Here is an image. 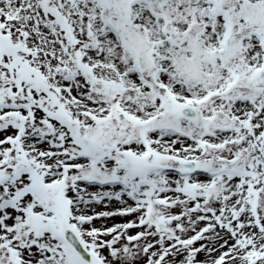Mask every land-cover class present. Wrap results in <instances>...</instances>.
<instances>
[{
  "label": "snow or ice",
  "instance_id": "1",
  "mask_svg": "<svg viewBox=\"0 0 264 264\" xmlns=\"http://www.w3.org/2000/svg\"><path fill=\"white\" fill-rule=\"evenodd\" d=\"M0 264H264V0H0Z\"/></svg>",
  "mask_w": 264,
  "mask_h": 264
}]
</instances>
